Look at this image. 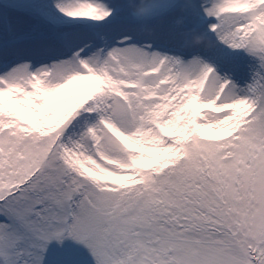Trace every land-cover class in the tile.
Here are the masks:
<instances>
[{
    "label": "snow or ice",
    "instance_id": "1",
    "mask_svg": "<svg viewBox=\"0 0 264 264\" xmlns=\"http://www.w3.org/2000/svg\"><path fill=\"white\" fill-rule=\"evenodd\" d=\"M0 264H264V0H0Z\"/></svg>",
    "mask_w": 264,
    "mask_h": 264
},
{
    "label": "rangeland",
    "instance_id": "2",
    "mask_svg": "<svg viewBox=\"0 0 264 264\" xmlns=\"http://www.w3.org/2000/svg\"><path fill=\"white\" fill-rule=\"evenodd\" d=\"M84 83H91V82H87V81H86V82H84Z\"/></svg>",
    "mask_w": 264,
    "mask_h": 264
}]
</instances>
